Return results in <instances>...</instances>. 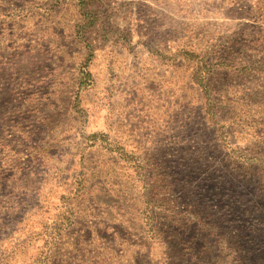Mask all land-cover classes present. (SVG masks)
Segmentation results:
<instances>
[{
  "label": "rangeland",
  "instance_id": "obj_1",
  "mask_svg": "<svg viewBox=\"0 0 264 264\" xmlns=\"http://www.w3.org/2000/svg\"><path fill=\"white\" fill-rule=\"evenodd\" d=\"M0 264H264V0H0Z\"/></svg>",
  "mask_w": 264,
  "mask_h": 264
}]
</instances>
